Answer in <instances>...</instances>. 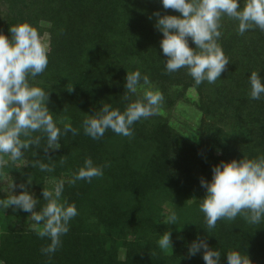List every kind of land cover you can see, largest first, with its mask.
Listing matches in <instances>:
<instances>
[{"label": "trees", "instance_id": "obj_1", "mask_svg": "<svg viewBox=\"0 0 264 264\" xmlns=\"http://www.w3.org/2000/svg\"><path fill=\"white\" fill-rule=\"evenodd\" d=\"M0 2L7 4L3 25L9 36V28L23 22L40 36L48 33V67L29 82L48 91L47 107L62 132L66 124L78 130L77 135L62 134L61 147L47 152L46 135L32 132L31 138H41L40 145L0 166V177L6 174L16 185L14 195L24 184L40 199L37 211L46 203L42 190H50L46 181L56 179L64 181L61 202L75 204L78 212L56 252L44 255L41 248L50 240L39 237V228L25 221L32 219L30 214L0 207V261L204 264L202 251L188 253L191 244L202 239L221 252L220 264H227L226 253L232 250L247 255L252 264H264V219L253 224L240 214L234 220H218L209 229L199 208L205 195L200 179L211 180L212 166L264 155V97L253 100L249 95L251 72L258 71L264 83V31L254 28L240 35L238 22L223 16L217 42L230 62L215 83L196 86L186 68L165 70L162 33L153 14L179 13L164 9L160 0ZM244 3L241 0V7ZM189 46L194 47L190 38ZM137 69L162 92L165 105L196 90V106L203 116L195 138L169 125L161 113L135 122L132 137L110 129L98 140L84 134L83 120L104 103L123 111L133 101L131 93L124 99V83L126 72ZM87 157L96 165H108L103 176L69 183ZM38 163L55 164V169L41 171ZM0 200H6L1 190ZM170 211L177 214L176 224L165 223ZM164 232L171 233V246L162 250L158 239Z\"/></svg>", "mask_w": 264, "mask_h": 264}, {"label": "clouds", "instance_id": "obj_2", "mask_svg": "<svg viewBox=\"0 0 264 264\" xmlns=\"http://www.w3.org/2000/svg\"><path fill=\"white\" fill-rule=\"evenodd\" d=\"M160 3L164 9L179 13L153 14L155 27L162 33L160 48L166 57L165 70L174 73L186 68L196 86L205 81L215 83L230 62L217 42L222 35L220 20L223 16L238 22L240 35L254 28L264 31V0H245L243 7L241 0H160ZM9 32L10 37L0 32V165L8 162L4 156L17 161L23 157V150L40 145L41 138H31L32 132L46 135L45 152L61 147L62 134H78L71 124H66L61 131L47 107L48 91L29 82V77H37L48 67L49 43L27 22L10 27ZM189 38L194 47L189 46ZM249 84L251 99L264 97V83L258 71L249 74ZM124 88V99H129L128 93L140 91L142 97L129 102L123 111L104 103L99 111L83 120L85 135L98 140L110 129L117 135L132 137L135 122L158 114L164 96L153 87L147 74L142 75L138 69L126 72ZM38 166L49 173L55 169V164L38 163ZM107 166L96 165L87 157L69 183L90 182L103 176ZM211 173V180L200 179L205 195L199 204L209 229L215 228L218 220H234L240 214H245V219L253 224L264 219V155L221 160L212 166ZM9 187L12 194L0 200V207L12 206L13 210L29 213L37 225L42 223L37 234L47 237L50 243L41 248V252L44 255L55 253L61 245V236L69 231L70 220L78 215L75 204L61 202L64 181L57 182L51 190H42L46 203L39 211L36 209L40 199L26 190L24 184L19 185L21 191L17 195L12 192L16 187L13 181ZM177 220L176 212L170 211L165 223L176 224ZM170 246L171 233L164 232L159 236L158 247L165 250ZM201 251L204 264H220L221 252L210 248L205 240L194 241L188 249L190 256ZM226 260L227 264H252L247 255L236 250L227 252Z\"/></svg>", "mask_w": 264, "mask_h": 264}, {"label": "rangeland", "instance_id": "obj_3", "mask_svg": "<svg viewBox=\"0 0 264 264\" xmlns=\"http://www.w3.org/2000/svg\"><path fill=\"white\" fill-rule=\"evenodd\" d=\"M7 12V4L0 2V32L4 35L9 36L5 31L3 20L5 18V14ZM10 37V36H9ZM41 37L49 43V35L44 32ZM142 97V91L137 94H133V101L140 99ZM197 102V93L194 88L187 90L186 97L179 99L174 102L173 105L168 106L165 105L164 102L159 106L158 113H161L169 123V125L173 126L180 132H183L185 135L189 137H196V128L200 123V119L203 116L202 113L198 110L196 106ZM5 160H9L8 156H4ZM3 166V165H0ZM57 183L56 179H49L46 181V186L51 190L54 185ZM10 181L9 177L6 174L1 175L0 177V190L2 191V195L5 199H7L12 193L10 190ZM13 192V189H12ZM169 209L168 206L165 207V211L167 212ZM167 214H165V218L167 219ZM30 227L40 228L39 225L35 224L32 219H25ZM4 264V263H3Z\"/></svg>", "mask_w": 264, "mask_h": 264}]
</instances>
